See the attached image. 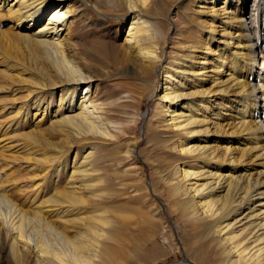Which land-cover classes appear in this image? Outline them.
<instances>
[{
  "label": "bare ground",
  "instance_id": "6f19581e",
  "mask_svg": "<svg viewBox=\"0 0 264 264\" xmlns=\"http://www.w3.org/2000/svg\"><path fill=\"white\" fill-rule=\"evenodd\" d=\"M67 1L72 3L75 0H0V12L6 13V15H0V18L7 20L6 29L0 31L1 46L4 47L5 53L7 50L16 57V60L26 59L41 73L40 76H35L30 74L32 73L30 71L29 73L22 71L21 67L17 69L13 67L14 60L9 62L13 63L12 66L9 64L7 68H3L5 73H0L12 80L20 78L18 83L31 84L29 87H33V90L27 87L22 89L30 101L29 108L24 107L27 111L22 112L21 120L16 122L14 119L15 122L7 124L9 125L5 127L7 130L0 134V144L4 143L3 146L0 145V149L11 157L15 155L24 157L22 159L25 162L29 160L36 162L35 157L44 152H33L44 150L41 148L43 145L46 149L51 147L62 150L61 141L53 143V146L49 145L59 132L62 134L70 132L75 140L89 136L115 138L105 124L102 111L91 100L90 90L95 80L87 73L89 68L95 66L92 64L93 59L100 60V56L103 58L107 56L109 59L111 57L99 56L106 52L100 47H93V44H90L89 49L85 47L78 51L73 49L74 46L71 43L69 44V39L74 32L70 31L69 20L73 16L70 3L67 4ZM95 1L104 2L113 9L123 12L124 15V46L112 48L111 55H119L121 62L138 66L139 71L146 76L152 74V71L159 67L162 57L159 53V36L144 19L145 14L142 13L149 0ZM208 1H210L208 5H211L209 14H218L221 18L220 36L224 40L222 39L220 44L223 43L225 48L232 46L233 49L231 53L225 52L231 54L235 60L228 67L229 71L241 65V67H250L252 73L249 82L247 83L248 80L243 76V68L238 70L239 77L234 83V75L229 73L224 75L226 80L220 81L219 59L221 57L218 55L216 64L208 73L206 72L207 62L204 59L197 67L193 66L191 60L196 50L193 48L188 52L186 62L177 64L174 70H171L172 73L167 66H163L164 76L157 89H161L163 99L168 104L170 102L175 104L172 109L167 108L166 113L171 128L183 131V136L178 141L180 155L192 156L195 158L192 161H198L197 167L195 166L193 170L181 168L186 194H190L192 199L194 215L206 220L205 229L208 235L213 232L223 238V243L229 249V255L232 256L227 264H264V0L256 1V33L251 32L253 25L251 20L240 18L235 21L236 10L245 0H224L218 10H214L213 7L217 1ZM92 6L95 9L97 4L95 6L94 3ZM39 24L43 25L35 31L34 28ZM228 49L230 50V47ZM4 54H1L2 57ZM223 54L224 52L221 55ZM97 56H99L98 59ZM17 62L16 65H18ZM1 64L7 63L0 60ZM1 78L4 77L1 76ZM210 78L215 94L225 93L230 88L241 103L234 121L229 125L228 122L226 124L223 122L225 125H222L223 120L219 119L223 116L220 112L222 110L220 107L223 108L221 105H217L218 109L215 112H209L210 109L208 110L206 106L202 108L193 102L183 104L188 97L204 94L205 91L199 88ZM186 81L188 84L183 85ZM83 87H85L84 91L81 92ZM181 87H184V90H180ZM155 89L154 87L153 91ZM57 90L61 95L57 104L54 105L52 100ZM46 96L49 99L44 104ZM29 109L34 111L33 117L30 116L31 120L28 119ZM224 116L228 115L224 114ZM5 120L6 118L4 122ZM1 121L0 124L4 125ZM27 121H29L28 129L31 128L29 133L22 136L10 134L12 128L19 130V126H25ZM45 125L47 126L44 127ZM226 132L230 133L226 134ZM214 133L227 135L226 139H221L222 144L225 145L222 147L223 155L221 154L226 159L225 163L217 161L214 149L209 145ZM27 141L31 148L27 146ZM236 142L242 147L235 146ZM48 151L53 152L51 149ZM91 151L85 148L82 153L84 156L75 163L80 168V172L69 171L70 178L64 191L52 195L53 199H49L47 207H41L40 204L32 209L28 204L30 208L27 209V207L26 210L24 207L28 202L25 206L19 205L15 198L9 196L0 187V237L10 243V256L15 264H31L28 262L29 257L30 259L33 257L34 264H93L94 261L97 264H114L118 256L122 254L118 247L116 249V246L108 241H119L122 245H126V239L122 238L116 227L114 229V224L119 227L125 226V229L129 226L132 218L125 214L119 215L121 216L119 218L114 217L115 223H113V219H107L104 216L106 212L95 209L94 212L97 215L79 221V224L84 223L79 228L83 232H76L80 235L73 239L67 236L69 229L66 223L71 222L72 216L78 213L79 205L83 208L82 210L88 211L86 207L90 203L89 198L82 199L81 196L92 195L91 190L99 186L109 187L107 182L104 186L100 181L97 186L91 183L93 181L89 182L87 167L93 160ZM30 154L35 157L31 158ZM54 155L55 158L56 155ZM248 155H250V161H248ZM48 156V158L45 156L43 160L39 158L37 161L50 163L53 158ZM243 157L247 158L245 165L240 163ZM77 159H79V153H77ZM253 160H255V164L253 162L255 168H248L247 166ZM34 165H37V162ZM71 166L65 161L59 164L56 171L63 174L65 171L68 172ZM32 169L36 168L32 167ZM76 178L79 179L78 188L74 185ZM94 197L98 199L99 195ZM30 203L32 204V201ZM120 207L116 210L124 212L128 208L125 204H121ZM69 209L74 210L75 214H69ZM136 221L135 227L133 226L134 228L130 230L137 231V234L143 233L141 228L147 226L146 221L140 219ZM108 227L111 229L105 230ZM88 234H92L93 238L98 235L99 239H95L94 244L91 241H85ZM129 237L132 238L130 234ZM135 246L137 247L136 244Z\"/></svg>",
  "mask_w": 264,
  "mask_h": 264
},
{
  "label": "rangeland",
  "instance_id": "374dc122",
  "mask_svg": "<svg viewBox=\"0 0 264 264\" xmlns=\"http://www.w3.org/2000/svg\"><path fill=\"white\" fill-rule=\"evenodd\" d=\"M207 1L149 0V4L147 3V7L142 10V13L145 14L144 19L150 23L159 36V53L162 60L159 67L147 76L139 71L138 66L121 62L119 55H111L112 48L124 46L123 12L113 9L104 2L99 1V3L95 0H75L72 3L67 1V4L70 3V11L73 16L69 20L70 31L74 32L72 38H68L69 44L71 43L74 46L75 51L85 47L89 49L90 44H93V47H100L102 51L106 52H102L103 54H99V56L108 55L111 57L109 59L107 56L105 58L100 56V60L93 59L92 62L94 61V63L92 64L96 67L89 68L87 73L95 80L90 90L91 100L102 111L101 114L105 119V124L115 138L105 139L89 136L81 139L75 137L77 139L75 140L70 132L66 134L59 132L49 145L53 146V143L61 141L63 149L47 147L48 150L53 151L49 152L43 145L41 148H44V150H35L33 153L38 151L44 153L36 157L30 154L31 158H36L37 165H34V163L36 164L34 160L25 162L24 157L18 155L11 157L0 149V187L9 196L15 198L19 205L23 204L25 206L28 202L24 207L25 209L29 206L28 204L32 209L38 207V205L40 206V204L41 207H47L49 199H53L52 195L64 191L70 178L69 171L80 172V168L75 163L84 156L82 153L85 148H88L89 151L92 150L93 160L87 167L89 168V182L93 181L91 183L96 186L99 181L101 185L103 184L102 186L107 182L109 187L101 188L99 186L91 190L92 195L84 194L81 196L82 199L89 198L90 203L86 207L88 211L82 210L81 205H79L80 208L77 210V214L74 210L69 209V214L73 213L75 215L72 216V223H66L69 229L67 236L73 239L75 236L80 235L76 232H83L79 228L84 223L79 224V221L97 215L94 212L95 209L99 212H106L104 216L107 219H113V223H115V218L121 217L122 214L131 217L130 224L126 226V229L125 226L119 227L114 224V229L116 227L119 234L127 242L126 245H122L119 241H108L111 245L116 246V249L118 247L122 253L114 264H227L232 259V256L229 255V249L223 243V238L213 232L208 235L209 233L205 229L206 220L201 217V219L198 218L193 213L192 199L190 194H186L181 168L186 167L193 170L195 166L197 167L198 164L196 163L198 161H192L195 159L192 156L180 155L178 141L183 136V131L171 128L166 113V109H172L175 104L174 102L168 104L163 99L161 89H157L164 76L163 66H167L170 71L174 70L177 64L186 62V56L193 48H196L193 54V56L195 55L194 60H191L193 66L197 67L199 63L205 60L208 67L206 72L208 73L216 64L218 55L221 57L219 59L221 62L220 81L226 80L224 75L229 73L234 75V83L239 77L238 70L243 68V76L248 80L247 83L249 82L252 73L250 67H241V65L229 71L230 68L228 67L235 60L231 54L227 53L233 52V49L232 46H229V50V47L225 48L223 43L220 44L222 39L224 40L220 36L221 18L218 14H209L211 5H208L210 1ZM215 1L217 3L213 7L214 10H218L223 5L224 0ZM256 1L245 0L235 13V21L240 18L252 21L251 32L254 31V33H256ZM94 3L95 6L97 4L95 9L92 6ZM0 15H6V13L0 12ZM4 19L1 20L0 18V31L6 29L7 20ZM42 25H37L34 28L35 31ZM1 45L2 43L0 44V53L4 54L5 49ZM6 52L10 54L7 50ZM168 52H170V55H168ZM222 52H224L223 56L221 55ZM7 53L4 54V57ZM9 54L5 58L2 57L3 55L0 56V60L7 63L0 65V73H5L3 68L12 66L13 63H10L15 61L13 67L17 69L21 67L22 71L27 73L30 71L32 75L40 76L41 73L35 68L34 64L32 65L22 58L17 59L18 63L16 57ZM99 56H97V59ZM112 57H114L113 60ZM16 62L18 65H16ZM1 76L4 78L2 79ZM5 77V75L0 74V121L4 122L6 118V124L5 122L4 125L1 123L3 126H0V134L7 130L6 126H9L7 124L14 123L15 120L16 122L21 120L22 112L27 111L24 107L29 108L30 101V99L28 101L29 97H27L26 92H22V89L26 87L29 89L31 84L18 83L20 78L12 80ZM5 79L6 81H4ZM187 84L188 81L183 83V85ZM212 85L210 78L199 88L205 91L204 94L192 96L193 100L188 97L187 101L183 102V100L182 102L183 104L193 102L202 108L206 106L208 110L210 109L209 112H215L218 109L217 105H221L223 108L220 107L222 110L219 111L223 116L224 114L228 116H220L219 119L223 120L222 125L227 122L229 125L234 121L241 103L238 102V96L235 97L232 89L229 88L225 93L215 94V88ZM154 87L156 88L155 91H153ZM32 88L30 90H33ZM84 88L81 89V92L84 91ZM180 90H184V87H181ZM59 92L57 90L53 96L54 105L57 104L60 98L61 93ZM47 97L44 104L48 102L49 97ZM29 111L28 119L31 120L34 111L30 109ZM259 112H262V110H259ZM27 122L25 126H19V130L8 129L10 134L22 136L29 133L31 128L28 129L29 121ZM230 132H226V134ZM214 134L209 145L213 147L217 161L224 162L226 159L224 156L222 157V147L225 145L222 144L221 139H226L227 135ZM2 144L0 145L3 146ZM27 146L29 147L28 141ZM235 146L242 147L237 142ZM29 151L31 153V149ZM54 152L58 153L55 154ZM77 153H79V159H77ZM52 154L56 155H54L55 158ZM48 155L52 156V163L51 161L50 163L37 161L39 158L43 160L45 156L48 158ZM248 156V161H250V155ZM247 158L243 157L240 163L245 165ZM64 160L72 166L68 172L65 171L62 174L56 171V168L59 164H63ZM253 162L255 164V160H253L247 167L254 169ZM32 167L36 169H32ZM78 178L74 179V185H77V188L80 179ZM94 195H99V198L96 199ZM120 203L128 207L124 212L116 210L121 208ZM137 219L146 221L147 226L141 228L143 233L137 234V231L130 230V228L135 227L134 223L137 222ZM94 223L96 224V221ZM109 229L111 228H105L107 231ZM1 231L3 233V230ZM129 234L132 238L129 237ZM95 237L93 238L92 234H88L85 241H91L94 244L95 239H99L98 235ZM10 255V243L0 237V264H15ZM25 261H27L26 257ZM28 262L34 264L33 257L31 259L29 257ZM93 264H97L96 261Z\"/></svg>",
  "mask_w": 264,
  "mask_h": 264
}]
</instances>
